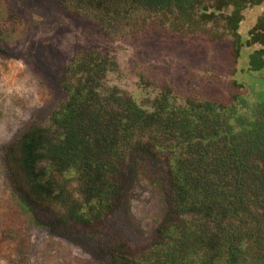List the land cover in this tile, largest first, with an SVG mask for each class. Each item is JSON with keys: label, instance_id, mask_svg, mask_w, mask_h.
<instances>
[{"label": "trees", "instance_id": "trees-1", "mask_svg": "<svg viewBox=\"0 0 264 264\" xmlns=\"http://www.w3.org/2000/svg\"><path fill=\"white\" fill-rule=\"evenodd\" d=\"M59 1L111 37L153 20L173 30L207 28L213 38L231 39L238 60L244 13L264 6V0ZM245 46L250 69L264 78V8ZM119 70L112 54L78 53L59 80L65 98L6 148L5 169L23 209L50 229L99 239L100 264H264V101L251 100V90L231 74L221 94L178 96L161 83L140 104L108 85ZM140 177L163 207L154 236L142 245L120 232L100 241Z\"/></svg>", "mask_w": 264, "mask_h": 264}, {"label": "rangeland", "instance_id": "rangeland-1", "mask_svg": "<svg viewBox=\"0 0 264 264\" xmlns=\"http://www.w3.org/2000/svg\"><path fill=\"white\" fill-rule=\"evenodd\" d=\"M263 8L244 13L238 60L231 53V39L213 38L207 28L193 31L180 24L173 30L153 20L125 36L111 37L64 9L59 0H0V264H100L99 239L50 229L30 218L4 165L6 148L30 127L43 124L65 98L59 80L70 60L92 50L114 55L120 70L107 78L108 85L140 104L161 83L178 96L207 90L221 94L229 89L231 74L251 90V100L262 102L264 78L250 69L245 40ZM214 74L219 76L211 80ZM140 178L100 241L120 232L131 244L142 245L154 236L163 207L149 180Z\"/></svg>", "mask_w": 264, "mask_h": 264}]
</instances>
